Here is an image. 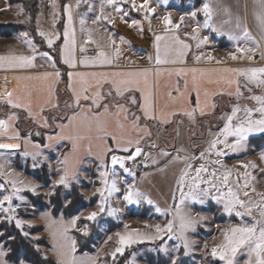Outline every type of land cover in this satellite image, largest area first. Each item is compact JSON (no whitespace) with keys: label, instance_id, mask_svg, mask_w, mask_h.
<instances>
[{"label":"snow or ice","instance_id":"1","mask_svg":"<svg viewBox=\"0 0 264 264\" xmlns=\"http://www.w3.org/2000/svg\"><path fill=\"white\" fill-rule=\"evenodd\" d=\"M81 3L88 4L89 10L92 5L88 3V0H75V5L66 3L63 5L64 15L67 20L64 24V42L60 47V60L66 64L69 69H74L77 66L76 60V37L75 29L73 28V9L79 8ZM132 11H142L145 14V18L152 15L155 9L150 7V0H142L137 4V0H101V16H97L92 23L95 24L100 19H108L109 23L112 22L108 16L103 15L104 5L107 4L115 8L117 13H123L121 19L123 20L128 12L123 11V8L119 5L129 4ZM253 18L258 29L260 40L256 38L249 31L246 23H244L239 15L233 20L231 10L223 6L221 0H205L202 7L196 11H192L189 15L195 18L197 11L202 12L205 19L203 24H197L192 28L191 39L197 41L196 47L199 48L202 44L207 43L208 38L204 37L202 40L198 38L200 28H211L214 32L226 34L230 39L239 42L243 40L245 46H241L239 43L235 46V53L229 55L233 60L246 59L253 61L257 52L260 54L261 60H264V47L261 42L264 41V0H253ZM53 7V26L55 27V18L59 15L56 11V0H52ZM23 7L20 8V14H23ZM218 12H222L227 19L221 21L219 25L214 23V17ZM181 22L184 17L181 16ZM164 24V34L155 35L154 47L156 49L155 63L157 65L167 63H181L185 62L184 57L187 55L190 45L182 40L177 34L175 29L179 28V24H172L169 15H165L162 20ZM86 21L84 18L80 19L81 31H85ZM140 21L133 19L130 27L139 26ZM228 26L225 29V26ZM142 31V29H141ZM89 40L86 43L96 44V55L82 56L79 60L81 66H111L113 64V57L118 58L120 54L119 46H116L115 52L109 53L105 51L100 42L92 40V30H87ZM27 32H21L20 37L25 38V42L29 45L31 55L15 54L10 52L7 55H0V69H29L35 68L34 61L37 56L44 58L49 63V66L54 70L52 72H43L37 75L28 76H16L14 79L17 81H39L40 86L37 88L35 85H29L25 83L22 87L18 86V89L14 91H6L3 95H0V101L5 102L9 107L15 109H24L27 111L29 117L35 119L44 111V106H50L52 109L59 107L58 104L53 103L54 85L59 82L61 72L56 68V61L49 52H38L33 41L28 38ZM38 35L45 38L49 48L53 47L54 37L58 38V34L45 33L38 31ZM187 35V34H186ZM251 41V46H247ZM161 42L163 43V57H161ZM121 43H124L123 37H121ZM115 44L112 40L111 33L107 37L106 47L111 48ZM80 53H85L86 48L84 45L79 47ZM236 53H240L239 56ZM202 55L194 56V60L199 61ZM207 60H212L213 57L208 55L205 57ZM152 57L149 56L151 62ZM221 63V61H216ZM161 69L156 70V76L159 78L161 75ZM177 74L187 75L192 74L191 89H189V82L185 80L184 90L181 91L178 87L176 89L177 96L173 97L171 92L168 93L169 100L173 103H180L179 109H173L167 111V105L164 108L158 107V101L154 99L152 93V84L149 79L151 75L150 69H143L137 72H74L69 71L67 73L68 83L67 88L71 90L73 96V103L79 111H73L70 115L64 116L62 119L67 123H57L56 127L59 129L54 135L46 136L48 141L44 147H53L58 145L62 141H69L71 143V152L64 155L63 160L60 161L64 165L62 174L56 180L53 188L58 186H64L65 188L70 186L72 180L77 179V170L75 165L80 162L81 153L86 152L92 154L93 147H95V155L97 159L101 161V167L103 171H99V178L101 187L95 189V193H98L101 197L98 204V211L91 212L87 215L86 219L89 221L95 220L100 213H105L109 216H115L119 211L118 208H113L109 204L112 195L119 191L115 179L109 180V176L115 177V171L113 166L119 165L125 173L132 175L134 173L128 167L126 162L135 161L137 157L144 155L147 159L148 153H145L140 146V142L144 135H149L147 128H141L139 125L140 116L133 114V119L129 120V109L122 103H115L113 107L115 112L110 111L109 104L103 103L107 97L112 96V89L115 90L117 97H123L125 93L139 92L142 102L139 103V109L143 113V117L146 120H158L162 124H168L171 122V118L177 114L187 116L189 119L195 118V114L199 112L201 116L207 114L206 109L211 107L215 108L216 105L211 102L210 97L217 94H223V92H211L206 85H237L236 97L239 98L242 93L240 92V84L235 77H244V86L251 92L249 85H255L257 88L264 89V66L242 67V68H180L175 70ZM104 84L111 85L107 93V97L102 95L101 88ZM157 81V87H158ZM47 90L48 97L43 100V103L39 104V112L32 110V96L33 90L43 93ZM19 92V94H16ZM195 93L194 106L190 99L191 94ZM203 94V100L201 95ZM228 95H232L231 92ZM251 100L257 102V107H243L235 105L232 107L231 114L221 116L220 119L224 120L223 127L217 132H210L212 139L208 142V147L200 152L199 159L205 160L206 164L222 165L221 159L207 160L206 153L208 155H215L216 157L225 156L224 149L229 152H238L246 146V141L250 134L264 133V95H251L248 97ZM90 101V103L84 107L81 105V101ZM131 104L136 105L137 99L134 95L128 97ZM187 103L190 106L185 108L183 105ZM72 107V104L66 105ZM243 111V117H238L237 114ZM254 113L259 114V118H253ZM114 120V129L109 130L110 120ZM17 119L15 114H10L6 119H0V136H5L8 139L20 140L21 134L14 127V121ZM55 121L57 118L52 117ZM235 120V123H234ZM47 128L49 126L48 120L45 118L41 125ZM133 132L140 135H133ZM39 135V133H37ZM229 137L234 138L229 142ZM223 147H218V146ZM155 147V144L152 145ZM34 149L30 151L29 148ZM39 144H32L30 140H23L24 150L20 153L23 157L31 156L33 160V167L38 166V158L41 156ZM21 148L20 143L7 144L0 143V149L4 150H19ZM177 153L185 151L180 148L176 150ZM117 153H126L127 155H118ZM110 155V163H108L105 157ZM171 154L167 151L161 150V157H169ZM73 160V165L69 167V157ZM193 156H174L168 161L169 164L182 163L184 167L179 170V175L175 180V188L172 191L173 200L176 199V192H179V202L177 204L169 205L167 208H161L156 205V211L161 214L172 215V208H175V215L168 220L165 225L157 224L154 226L155 234H147L133 229L131 231H125L124 233L117 232L116 235V247L109 253L113 261L116 260L117 254L123 255L126 248L131 247L133 244L142 243L145 240L154 241L162 239L164 234L168 235L169 240H176L178 243L174 246L178 252L183 247L185 255L191 249L192 241L188 239L187 233L194 230L196 224L199 221L206 219L205 216H192L191 214L182 211V206L186 204L198 203L204 204L206 198L211 196L217 204L222 205L224 213L229 215L235 214L241 218V223L231 225L228 228L220 229L222 234V241L211 248V256L218 258L223 264H238V254L243 253L246 256L244 264H264V193H257L259 196L258 201H253L251 198L248 200L241 197H250L247 189L251 188L252 192H256V188L252 185V182L256 179L250 172L247 171L249 165L253 169L256 165L249 161L247 164L241 165L245 169V172L233 178L232 169L222 168L221 175L217 176L214 169L209 174V179L202 178V173L208 172V167L205 163L200 164L195 168V175H191L193 165L190 160L196 159ZM261 160H264V154L261 155ZM152 164H158V160L152 159ZM145 167L148 165L145 164ZM167 167V165L165 166ZM5 165L0 164V176L5 177L4 183L0 184V189L7 191L6 185H11V192L0 196V211L4 213H14L15 208L12 205L13 197L18 200H23V197L19 195L22 190L19 185L23 184L22 180L13 178V172L5 171ZM164 171V169H160ZM264 175V170H262ZM216 181L215 183L213 181ZM241 180L243 183H241ZM208 185L207 187H201V185ZM32 192H36V187L33 185H25ZM187 187V191H185ZM215 189L216 194L212 195V190ZM226 189V191H224ZM52 193H50L51 195ZM124 201L129 205L139 204L141 201L153 205L154 201L150 199L146 193L141 191L137 186L135 179L133 183L128 184L125 194L123 196ZM7 204V207L4 205ZM253 209H258V212L254 214ZM251 217L250 223L243 222V217ZM9 222L13 219L12 216L5 217ZM74 218L70 221L69 225H65L63 220L59 222V226L56 227L51 235L54 240V250H56L57 256L60 258V264H97V257H80L77 258L74 254L76 252V240L68 236V228L76 227V220ZM53 225L57 224V221L52 220ZM31 226V225H29ZM16 227H23L22 221L16 220ZM145 227H148L145 225ZM125 229H128V225H124ZM82 235H88L87 225L80 229ZM25 237L29 235L27 232L22 233ZM14 239V237H10ZM34 239H38L35 237ZM113 237L109 236L108 240H112ZM107 243V241H105ZM159 251L167 253L168 249L161 247ZM7 252L0 246V264H7L4 259ZM20 264H24V261H20ZM170 264H178V257H170Z\"/></svg>","mask_w":264,"mask_h":264},{"label":"rangeland","instance_id":"2","mask_svg":"<svg viewBox=\"0 0 264 264\" xmlns=\"http://www.w3.org/2000/svg\"><path fill=\"white\" fill-rule=\"evenodd\" d=\"M27 1V2H26ZM6 0V7L0 9V23H20L24 24L23 29L17 33L11 35L0 34V41L10 37L17 36V38L25 45V38L20 37L21 32H27L28 38L31 39L39 51L49 52L53 56V51L56 50V43L61 38V30L64 20L63 5L71 3L75 5V0H56V11L59 15L55 18V27L53 26V7L52 0H36L31 4L28 0ZM88 3L92 5L89 10L88 4L81 3L79 8H74L73 11L77 15V20L80 21L84 18L86 21L85 25H88L94 35H100L107 33V31L118 32L122 29L120 23L123 22L121 15L123 13H117L115 8L107 4L104 5L103 15L108 16L112 20L109 23L108 19H100L97 23L93 24L92 21L97 17L101 16V0H88ZM123 8V11L128 12V15L135 16L134 11L131 10L129 4L119 5ZM23 7V14H20V8ZM33 16V17H32ZM61 25V28H60ZM91 26V27H90ZM33 29L35 36L33 37L30 29ZM86 28V27H85ZM87 29V28H86ZM38 31L45 33L58 34V38L54 37V44L52 48H49L47 41L44 37L38 35ZM39 39L42 40L43 44H39ZM2 44V42H0ZM29 46V45H28ZM59 46V45H58ZM46 48V49H43ZM58 51V50H57ZM54 58V57H53ZM59 59V56H58ZM60 61V59H59ZM242 67H253V66H264V63L259 62V56L255 55L253 61L246 59H239ZM57 66V65H56ZM61 67V66H58ZM63 67V66H62ZM240 92L242 95L237 98L236 95L225 96L221 95L216 97L214 110L204 116L195 115L194 120L188 117H178L172 123L169 124H157L155 126L152 136L148 137L141 146L145 153H148L147 159L144 155L136 158L143 164V169L134 173V177L125 173L119 165L113 166L115 171V177L109 176V180L115 179L119 191L114 193L110 198L109 204L113 208H118L119 211L115 216H109L107 212L100 213L95 220L89 221L86 219L87 215L91 212L98 211V204L100 202V195L95 193V189L101 187L99 178V171H103L100 166L101 161L88 160L82 162L77 171V179L70 182V186L65 188L61 187L59 198L62 205H66L71 195L79 193L83 199V205L78 206L75 212L70 215H64L61 210L53 212L51 195L55 194L53 185L59 178L60 169H53L52 166L44 161V156L41 155L38 158V166L33 167V160L31 156L23 157L21 152L24 150H4L0 149V164L5 165V171L13 172V178L22 180L24 183L19 185L21 191L19 195L23 197V200H18L16 197L12 199V205L16 209L14 213H4L0 211V222L3 220L9 221L5 217L12 216L13 222L16 225V220L22 221L23 227L22 232L29 233L33 239L35 237H43L46 244L37 243L35 246L41 250L44 256H50L55 264H60V258L54 250V240L51 232L59 226L61 219L65 225H69L70 221L74 218L76 220V227L68 228V236L76 240V252L77 258L90 256L97 257V264H115L117 259L121 256L117 254L116 260L113 261L109 255L116 247V233H124L125 231H131L133 229L139 230L147 234H155L154 226L157 224L165 225L168 220L173 218L175 215V208H172V215L161 214L156 211V205L161 208H167L169 205H175L179 202V192H176V199L172 198V191L175 188V180L179 175V170L184 167V164H169L168 161L171 157L180 156H195L196 159L190 160L193 165L191 175H195V168L199 167L200 164L205 163V160L199 159L200 152L208 147V142L212 139L210 132L215 133L223 127L224 120L220 119L221 116L231 114L232 107L239 105L241 108L257 107V102L249 99L251 95H264V89L257 88L255 85H249L252 91L249 92L248 88L244 86V77H240ZM1 90V89H0ZM70 104L69 99L60 102L59 107L54 109L50 113H45L49 126H54V120L52 117L63 116L65 112L69 111L72 107H67ZM14 112L16 114V127L21 134V137H30L32 141L44 144L39 140L44 139L45 133L44 128L38 123L34 122L22 109H15L8 107L6 103L0 102V116L7 114L8 112ZM243 111L237 114L238 117H243ZM253 118H259L258 113H254ZM235 123V120H234ZM39 133V135H37ZM264 133H253L250 134L246 146L238 152H229L224 149L225 156L216 157L215 155H208L206 153L207 160L221 159L222 165L206 164L208 167L207 173H202L203 179H209V174L215 169L217 176L221 175L222 168L232 169V176L236 178L245 172V169L241 167L243 164H247L252 161L256 168L253 169L251 165L247 169L256 179L252 182V185L256 188V192H252L251 188L249 191L250 197H241L242 199L248 200L251 198L253 201H258L260 198L257 193H264V160H261V155L264 154V140L255 145L252 139L259 137ZM234 138L229 137V142ZM255 139L254 141H256ZM155 144V147L152 145ZM218 147H223L218 146ZM184 149L180 153H177V149ZM164 150L169 152L171 155L167 158L160 156V151ZM118 155H127L126 153H117ZM54 155V153H52ZM110 163V155L105 158ZM152 159L158 160V164L153 165ZM135 160V161H136ZM130 161L126 162L129 163ZM148 166L145 167L144 165ZM46 166L48 172V182L43 183L32 175L35 170H42L43 166ZM167 165V167H165ZM126 166V165H125ZM99 169V171H98ZM164 169V171H160ZM44 173V172H40ZM135 179L136 186L147 194V196L154 201L153 205L141 201L139 204L129 205L124 201L123 196L126 191L128 184L133 183ZM5 177L0 176V184L4 183ZM216 182L215 180L213 181ZM241 183L243 181L241 180ZM25 185H33L36 187V192H32ZM208 185L202 184L201 187H207ZM7 191L0 189V196L11 192V185H6ZM187 191V187H185ZM226 191V189H224ZM50 193H52L50 195ZM212 195L216 194L215 189L212 190ZM31 195V197H30ZM33 196V197H32ZM37 196V197H36ZM35 197V198H34ZM33 199L45 203L44 207H39L33 204ZM7 207V204L4 205ZM182 211L192 216H205L206 219L199 221L194 230L187 233L188 239L192 241L191 249L187 255H185L183 247L177 252L175 245L178 243L176 240H169L168 235L164 234L162 239L148 241L145 240L142 243L133 244L131 247L125 249L127 252V258L123 264H170V257H178V264H223L218 258L214 259L211 256V248L219 244L223 237L220 229L228 228L231 225L241 223V218L237 217L234 213L229 215L224 213L222 205L217 204L211 199V196L206 198L204 204L192 203L182 206ZM254 214L258 212V209H253ZM52 220L57 221L56 225L51 223ZM251 217L244 216L243 222L250 223ZM128 225V229L124 228V225ZM31 225V226H29ZM87 225L88 235H82L80 229ZM147 225L148 227H145ZM113 237L112 240H108V237ZM107 241V243H105ZM84 243L89 245V249L80 250L79 244ZM0 246L5 250L3 243ZM168 249L167 253L159 251L161 247ZM6 251V250H5ZM7 261V264H20V261H24V264H29L23 259L17 262ZM238 264H244L246 256L243 253L238 254Z\"/></svg>","mask_w":264,"mask_h":264},{"label":"crops","instance_id":"3","mask_svg":"<svg viewBox=\"0 0 264 264\" xmlns=\"http://www.w3.org/2000/svg\"><path fill=\"white\" fill-rule=\"evenodd\" d=\"M142 0H137V4L141 3ZM195 0H150V7L155 9V12L148 16V18H145V14L142 11H134L135 16L127 15L124 17L123 22L120 23L122 26V29L118 32L113 31H107V33H102L100 35H94L92 32L91 39L96 40L100 42V44L104 47L105 51H108L109 53L115 52L116 46H119L120 54L119 57H113V64L111 66H81L79 64V60L82 58V56H95L97 47L94 43H86V41L89 40L88 32L89 26L85 25L86 30L81 31V25L80 21L77 20V15L73 11V28L75 29V37H76V60H77V66L74 69H69L68 66L64 63H60L61 67L56 66V68L62 72L65 71L66 74L69 71L74 72H137L141 71L143 69H150L151 75L149 79L151 80L152 84V93L154 99L158 101V107L164 108L165 105H167V111H171L173 109H179L181 107L180 103L173 104L168 97V93L171 92L172 96H177V87L183 91L184 90V82L187 80L189 82V89H191V80H192V74L188 73L187 75L183 74H177L175 71L176 69L180 68H200V69H210V68H225V67H231V68H241V63L239 59L233 60L230 53H235V46L237 43H239L241 46H245V42L243 40H240L239 42L234 41L229 38L226 34H221L214 32L211 28H200L198 33V38L203 39L204 37H207V43L202 44L199 48L196 47L197 41L191 39L192 35V28L196 26L197 24H203L204 22V15L202 12L197 11V15L195 18H192L189 13L192 11H196L197 9L201 8L205 0H199L198 3H195ZM221 3L223 6L228 7L231 10V13L234 18L239 15L244 23H246L249 31L252 33V35L256 38L257 41L260 40V36L258 33V29L256 27L255 20L253 18V0H221ZM6 7V0H0V9ZM165 15H169L170 20L172 24H179V28L175 29V34H177L182 40H184L186 43L190 45V48L188 50L187 55L184 57L185 62L183 64L181 63H167V64H160L157 65L155 63L156 59V49L154 47V40L155 35H163L164 34V24L162 22L163 17ZM181 16L184 17L183 22H181L180 18ZM135 19L140 21V25L132 26L131 21ZM227 19V17L222 13L218 12L217 15L214 17V23L219 25L222 20ZM67 20V17L64 15L63 20V26L61 30V39L58 46V56L60 59V47L63 45L64 42V24ZM91 27V26H90ZM227 25L225 26V29H227ZM142 29V31H141ZM91 30V29H90ZM111 33L112 40L115 41V44L108 48L107 45V37ZM187 34V35H186ZM121 37L124 39V43H121ZM1 40V39H0ZM2 44H0V55H7L10 52H13L15 54H25V55H31V51L29 50V46L23 44L20 42V40L17 38V36H10L6 39H4ZM163 43L161 42V57H163ZM262 47H264V41L261 42ZM80 45H84L86 48L85 53H80L79 47ZM247 46H251V41L248 42ZM38 52H46V51H39ZM202 55V58L199 61L194 60V56L196 55ZM208 55H211L213 57L212 60H207L205 57ZM237 56L240 55V53H236ZM256 55L259 56V62L264 63V60H261L259 52L256 53ZM149 56L152 57L151 62L149 61ZM216 61H221V63H216ZM36 64L35 68H29V69H17V70H10V69H0V95H3L6 91H14L18 89V86H23L25 83L29 85H35L37 88L40 86L39 81H17L14 79L16 76H28V75H37L43 72H52L54 71L47 62L46 59L41 58L40 56H37L36 60L34 61ZM161 69V75L159 78L156 76V70ZM61 79V77H60ZM238 81L240 80V77H235ZM157 81H158V87H157ZM60 83V80L58 83L54 85V96L52 99L53 103L57 104V94L56 89L58 84ZM67 83H68V76H67ZM206 87L211 92H223V94H217L210 97V100L212 103L215 104V99L218 96L225 95V96H232L236 93L237 85L233 84L231 86L227 85H206ZM111 88V85L104 84L101 88L102 95L107 97V93L109 89ZM68 89V88H67ZM69 92V102L72 104V108L67 112V115H70L73 111H79L73 103V96L71 90L68 89ZM231 92L232 95H228V93ZM16 94H19L17 92ZM134 95L137 99V104L133 105L128 100V97ZM48 93L47 90L43 93L33 90V96H32V110L34 112H39L38 105L43 103L44 99H47ZM192 101V105L194 106L195 102V93L193 92L190 97ZM201 99L203 100V94L201 95ZM3 102V101H0ZM122 103L125 105L126 108L129 109V120L133 119V114L140 116L139 125L141 128L146 127L149 135H144L143 139L140 142V145L148 139V137L152 136L155 126L157 124H162L158 120H146L143 117V113L139 109V103L142 102L141 95L139 92L134 93H125L123 97H117L115 95V90L112 89V96L107 97L106 100L103 101V103H108L110 111L115 112L116 109L113 107L115 103ZM5 103V102H4ZM90 101H81V105L86 107ZM7 105V104H6ZM185 108H189L190 106L185 103L183 105ZM9 107V106H8ZM52 109L50 106L45 105L44 111L40 113L38 117L35 119L31 118L34 122L38 123L40 126L43 123V120L47 117L45 115V111ZM24 110V109H22ZM214 109L209 107L206 109L207 114L212 112ZM25 113L28 115L27 111L24 110ZM15 114L14 112H8L5 115L0 116V119H6L8 115ZM195 115H200L199 112H197ZM16 116V114H15ZM29 116V115H28ZM178 117H187L182 114H177L171 118L172 123L176 118ZM48 120V119H47ZM114 120L113 117L110 120V128L109 130L114 129ZM16 121V120H15ZM14 121V127L18 131V128L16 127ZM67 123L66 120L59 119L55 120L54 126L55 130L52 132L45 133L44 136V144H39L38 142L32 141L30 137H21L20 140H14V139H8L5 136H0V143H7V144H16L20 143L22 144L23 148V140L28 139L31 141L32 144H39L41 155L44 156V161L49 163L53 169H56L57 166L60 169V173L63 172L64 165L60 163L61 160H63L64 155L71 152V143L69 141H62L58 145H53V147H44L45 144L48 143L46 136L48 135H54L56 132L59 131V129L56 127L57 123ZM49 124V121H48ZM169 124V123H168ZM163 125V124H162ZM42 127V126H41ZM45 129V127H43ZM48 128V127H47ZM133 135H140L138 133L133 132ZM30 151H34V149L29 148ZM95 147H93L92 154H88L86 152L81 153V159L80 162L75 165L76 170L78 171L79 166L82 162L88 161V160H98L97 156L95 155ZM54 153V155H52ZM106 158V157H105ZM73 165V160L71 156L69 157V167L71 168Z\"/></svg>","mask_w":264,"mask_h":264},{"label":"trees","instance_id":"4","mask_svg":"<svg viewBox=\"0 0 264 264\" xmlns=\"http://www.w3.org/2000/svg\"><path fill=\"white\" fill-rule=\"evenodd\" d=\"M25 1L26 0H23V2ZM28 1L31 4H33L32 2H35L36 0H28ZM195 1H196L195 3L199 2V0H195ZM23 26L24 24L13 23V22L6 23V24L0 23V34L3 33L4 35H11V34L17 33L19 30L23 29ZM60 28H61V25H60ZM30 30L33 31L32 28ZM32 35L33 37L35 36L34 31ZM60 39L56 43V47H55L56 50L53 51V57H54V60L56 61L57 66H62L58 59V51H57L58 45L60 43ZM39 41H41L39 42V44H43L41 39H39ZM43 49H46V48H43ZM56 94H57V104H59L60 102H64V100H67L70 98L69 92L67 89V74L65 71L61 72V79H60V83L57 86ZM53 110L54 109H49L45 111V113H50ZM67 112H65L63 116H56L57 118L56 120L62 119L64 116L67 115ZM54 130H55V126H52V127L45 128L44 132L45 131L52 132ZM255 139L257 140L254 141ZM252 140L255 143V145H259V143L264 140V134L260 135L259 137H254V139ZM39 141L43 142L44 139H41ZM41 171L44 173H40ZM41 171L35 170L32 173V175L36 177L39 181H42L43 183H47L49 180H48L47 168L45 165L42 167ZM61 187L62 186L56 187L55 194L51 195L52 210L53 212H58L59 210H61L64 215H70L75 212L76 207L83 205V199H82V196L79 193H76L75 191L74 194L71 195L69 202L66 205H62L60 198H59ZM33 204L41 208L45 206V203H41L40 201H37L36 199H33ZM22 233H23L22 230L20 228H17L13 222H9L6 220H3L0 222V243H3V245L6 248L5 250L7 252V255L5 258L7 260L17 262L18 260L23 259L29 264H55L54 260L50 256H44L41 250L35 246L37 243L46 244V241L43 237L38 238V239H33L29 235L25 237ZM10 237H14V239H10ZM89 248L90 247L88 244H84V243L79 244L80 250H86ZM126 258H127V252H124V254L121 255L117 259L115 264H123Z\"/></svg>","mask_w":264,"mask_h":264},{"label":"built area","instance_id":"5","mask_svg":"<svg viewBox=\"0 0 264 264\" xmlns=\"http://www.w3.org/2000/svg\"><path fill=\"white\" fill-rule=\"evenodd\" d=\"M126 167L130 168L135 173H138L143 169V164L141 163L140 160L130 161L129 163L126 164Z\"/></svg>","mask_w":264,"mask_h":264}]
</instances>
